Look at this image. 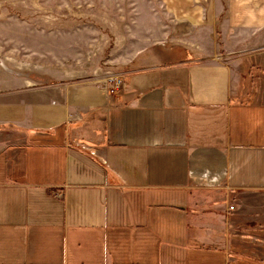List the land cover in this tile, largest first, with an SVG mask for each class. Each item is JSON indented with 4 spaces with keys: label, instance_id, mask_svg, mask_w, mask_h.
<instances>
[{
    "label": "crops",
    "instance_id": "1",
    "mask_svg": "<svg viewBox=\"0 0 264 264\" xmlns=\"http://www.w3.org/2000/svg\"><path fill=\"white\" fill-rule=\"evenodd\" d=\"M157 1L113 94L0 64V264H264V0Z\"/></svg>",
    "mask_w": 264,
    "mask_h": 264
},
{
    "label": "rangeland",
    "instance_id": "2",
    "mask_svg": "<svg viewBox=\"0 0 264 264\" xmlns=\"http://www.w3.org/2000/svg\"><path fill=\"white\" fill-rule=\"evenodd\" d=\"M165 22L157 0H0V64L35 81L56 65L62 82L106 86L141 70Z\"/></svg>",
    "mask_w": 264,
    "mask_h": 264
},
{
    "label": "built area",
    "instance_id": "3",
    "mask_svg": "<svg viewBox=\"0 0 264 264\" xmlns=\"http://www.w3.org/2000/svg\"><path fill=\"white\" fill-rule=\"evenodd\" d=\"M123 85V79H116L112 84L109 83L107 87V91L109 94H113L117 89H119ZM233 207H230L229 210H232Z\"/></svg>",
    "mask_w": 264,
    "mask_h": 264
}]
</instances>
